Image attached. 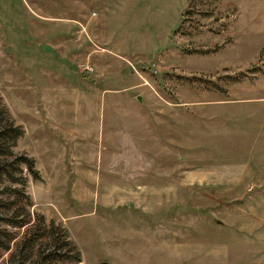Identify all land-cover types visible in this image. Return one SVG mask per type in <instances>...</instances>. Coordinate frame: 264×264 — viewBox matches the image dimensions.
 Segmentation results:
<instances>
[{
	"label": "rangeland",
	"instance_id": "obj_1",
	"mask_svg": "<svg viewBox=\"0 0 264 264\" xmlns=\"http://www.w3.org/2000/svg\"><path fill=\"white\" fill-rule=\"evenodd\" d=\"M0 95L78 264H264V0H0Z\"/></svg>",
	"mask_w": 264,
	"mask_h": 264
},
{
	"label": "trees",
	"instance_id": "obj_2",
	"mask_svg": "<svg viewBox=\"0 0 264 264\" xmlns=\"http://www.w3.org/2000/svg\"><path fill=\"white\" fill-rule=\"evenodd\" d=\"M24 127L0 95V259L13 264H78L81 250L65 226L33 209L27 183L41 178L35 158L15 149Z\"/></svg>",
	"mask_w": 264,
	"mask_h": 264
},
{
	"label": "crops",
	"instance_id": "obj_3",
	"mask_svg": "<svg viewBox=\"0 0 264 264\" xmlns=\"http://www.w3.org/2000/svg\"><path fill=\"white\" fill-rule=\"evenodd\" d=\"M263 116L261 117V115L257 114V121L258 120H264ZM260 168H261V164H260V162H257V177H260L261 174H262L261 171H260ZM263 180H264V178H263Z\"/></svg>",
	"mask_w": 264,
	"mask_h": 264
},
{
	"label": "water",
	"instance_id": "obj_4",
	"mask_svg": "<svg viewBox=\"0 0 264 264\" xmlns=\"http://www.w3.org/2000/svg\"><path fill=\"white\" fill-rule=\"evenodd\" d=\"M102 264H105V261H103Z\"/></svg>",
	"mask_w": 264,
	"mask_h": 264
},
{
	"label": "built area",
	"instance_id": "obj_5",
	"mask_svg": "<svg viewBox=\"0 0 264 264\" xmlns=\"http://www.w3.org/2000/svg\"><path fill=\"white\" fill-rule=\"evenodd\" d=\"M87 69H90L89 67H86Z\"/></svg>",
	"mask_w": 264,
	"mask_h": 264
}]
</instances>
